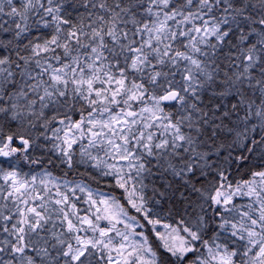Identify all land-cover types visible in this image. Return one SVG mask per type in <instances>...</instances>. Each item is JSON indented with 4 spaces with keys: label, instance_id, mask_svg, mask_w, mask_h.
I'll return each mask as SVG.
<instances>
[{
    "label": "snow or ice",
    "instance_id": "6c2138e0",
    "mask_svg": "<svg viewBox=\"0 0 264 264\" xmlns=\"http://www.w3.org/2000/svg\"><path fill=\"white\" fill-rule=\"evenodd\" d=\"M0 264H264V0H0Z\"/></svg>",
    "mask_w": 264,
    "mask_h": 264
}]
</instances>
